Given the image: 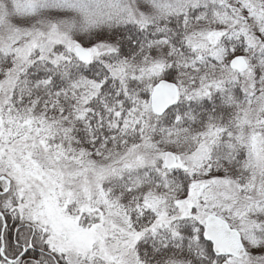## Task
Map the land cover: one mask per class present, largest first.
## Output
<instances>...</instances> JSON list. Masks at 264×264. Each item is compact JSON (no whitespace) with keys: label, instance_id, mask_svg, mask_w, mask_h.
<instances>
[{"label":"snow or ice","instance_id":"6c2138e0","mask_svg":"<svg viewBox=\"0 0 264 264\" xmlns=\"http://www.w3.org/2000/svg\"><path fill=\"white\" fill-rule=\"evenodd\" d=\"M0 264H264V0H0Z\"/></svg>","mask_w":264,"mask_h":264}]
</instances>
